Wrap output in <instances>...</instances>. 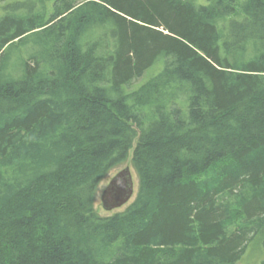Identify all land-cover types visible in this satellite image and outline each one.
<instances>
[{"label":"trees","instance_id":"obj_1","mask_svg":"<svg viewBox=\"0 0 264 264\" xmlns=\"http://www.w3.org/2000/svg\"><path fill=\"white\" fill-rule=\"evenodd\" d=\"M47 1L0 0V264L264 247V0ZM128 161L135 199L101 216Z\"/></svg>","mask_w":264,"mask_h":264},{"label":"rangeland","instance_id":"obj_2","mask_svg":"<svg viewBox=\"0 0 264 264\" xmlns=\"http://www.w3.org/2000/svg\"><path fill=\"white\" fill-rule=\"evenodd\" d=\"M38 1V0H37ZM49 1V2H48ZM47 1V8L48 11L51 12V8H52V2L53 0H48ZM84 1V0H83ZM99 1V0H97ZM197 3L200 4H206L209 2H212V0H194ZM239 1H243V0H239ZM36 10H38L41 7V3H37L36 2ZM41 9V8H40ZM3 13V10L0 6V16ZM149 72L145 73V76H142L136 80H134V82L131 84L132 86L129 88L130 90H133L135 87H137L141 82H143L145 80V78H147V74ZM133 154V149L130 151V156H132ZM129 166L131 171H132V175H133V179H134V194L133 197L131 198V200L119 207V208H114L111 211H108L107 209H105L102 205V201H101V197L103 194L104 189L106 188L107 184L109 183L110 179L116 175L120 170L124 169L125 167ZM138 190V177L137 174L131 164L130 161H128L127 163H124L122 165H120L119 167L113 169L108 176L100 183L98 191H97V195H96V200L94 203L95 209L97 210V212L101 215V216H107V215H112L115 212H119V211H123L127 208V206L129 204H131L136 196ZM262 260H264V247L262 244V240L260 239V237L255 238L248 246L247 251L245 252V254L242 256L241 260H240V264H261Z\"/></svg>","mask_w":264,"mask_h":264},{"label":"water","instance_id":"obj_3","mask_svg":"<svg viewBox=\"0 0 264 264\" xmlns=\"http://www.w3.org/2000/svg\"><path fill=\"white\" fill-rule=\"evenodd\" d=\"M134 194V179L129 166L114 175L103 191L102 205L108 211L127 204Z\"/></svg>","mask_w":264,"mask_h":264}]
</instances>
